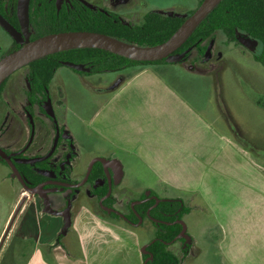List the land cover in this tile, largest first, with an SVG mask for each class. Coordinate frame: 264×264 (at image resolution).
Returning <instances> with one entry per match:
<instances>
[{"label":"crops","instance_id":"obj_1","mask_svg":"<svg viewBox=\"0 0 264 264\" xmlns=\"http://www.w3.org/2000/svg\"><path fill=\"white\" fill-rule=\"evenodd\" d=\"M169 68L202 79L212 75L167 61L128 69L91 119L100 138L92 149L124 169L127 184L138 191H160L165 200H192L218 209V243L226 259L264 264L260 155L248 147L242 129L224 117L218 93V112L213 114L211 105L180 87L182 73H169ZM145 173L156 178L151 187L138 178ZM135 174L137 179L130 181ZM69 217L29 202L14 223L16 247L0 264H144L142 249L151 229L143 240L138 228L102 219L89 205L81 206L72 222ZM19 244L28 245L27 258L17 251Z\"/></svg>","mask_w":264,"mask_h":264},{"label":"flooded vegetation","instance_id":"obj_2","mask_svg":"<svg viewBox=\"0 0 264 264\" xmlns=\"http://www.w3.org/2000/svg\"><path fill=\"white\" fill-rule=\"evenodd\" d=\"M18 1L0 0V14L21 33L19 40L21 41L25 33L22 32L20 21L19 28L14 24V14L16 13L18 17ZM51 1L61 8H68V11H72L76 5H86L83 2L84 0ZM89 1H92L91 3L97 9L88 7L95 11H100L108 16H117L121 21L129 23L120 18L122 16L120 13H116L104 5L95 4V0ZM202 1L198 0V6ZM33 2L34 0H32L31 5ZM40 4L38 3V5ZM34 19L35 24L33 25L29 21L27 26V28L30 27L35 31L29 37L30 41L46 34H53L46 33L50 29V27H47L48 25L38 24L37 15ZM0 27L4 29L1 25ZM220 32H216L213 37L203 41L200 45L196 43L180 50L181 47L175 53L181 56L180 61L178 60L175 64L185 68L194 66L195 70L202 69L210 73L222 68L219 66V62L222 61L223 54L215 50L217 42L222 41L226 46L229 43L242 44L239 43L237 38V41L230 40L223 32L222 35L217 37ZM253 40H256L257 43L252 41L249 43V47L242 46L254 56L257 62L264 64V43L261 40ZM19 41L12 37L8 54L25 44ZM16 46H19V48H16ZM202 48H205L204 53L200 51ZM217 63L219 64L217 65ZM200 65L203 67H200ZM62 67L70 68L64 64ZM59 69L56 70L49 81H46V78L36 77L27 67L26 73L19 74L17 77L16 74H13L0 86V165L5 166L10 171L9 177L14 179L26 191L24 185L15 175L11 164L7 161L5 157L7 156L17 168L27 187L34 191L32 193L26 191L18 201L17 206L27 196L23 208L32 201L40 206L46 204L52 211L67 213L71 222L81 206L89 205L98 217L105 220H114L131 228L147 226V223H149L152 225V231L150 232L152 237L147 243L148 246L168 232L161 225L179 224L181 231L171 242L164 243L167 245V250L178 258L180 264H184L196 248V243H194L185 225V218L192 213V209L181 199L165 200L153 190L138 191L134 189L127 184V175L124 169L117 167L111 162V159L98 155L92 149L93 156H90L87 161L82 159L81 148L83 144L79 141V138L77 140L74 137L67 127V105L64 88L52 84ZM124 70H103L92 73L89 69L88 72L81 71L80 73L83 75L119 74ZM122 78V75L119 76L116 83L120 84L123 81ZM115 84L106 86L104 91L111 90ZM99 159L104 161L102 162ZM136 194L138 195L135 196ZM157 199L159 200L158 204L161 200L177 201L189 211L172 222L162 218H153L150 216V212L158 205L156 204ZM151 200H155L156 203L148 209L147 217L143 218L137 213L136 206ZM183 208H178L176 212L178 213ZM133 213L138 221L133 220ZM113 215H116L117 218H112ZM162 215L167 216L168 214L162 212ZM140 217L142 219L141 223ZM147 228L150 229L148 226Z\"/></svg>","mask_w":264,"mask_h":264},{"label":"rangeland","instance_id":"obj_3","mask_svg":"<svg viewBox=\"0 0 264 264\" xmlns=\"http://www.w3.org/2000/svg\"><path fill=\"white\" fill-rule=\"evenodd\" d=\"M83 2L87 6L97 9L91 3L92 1L84 0ZM97 3L99 6L104 5L109 7L108 9L120 13L121 19L123 18L133 25L141 24L144 16L151 11H173L189 15L198 7V0H95V4ZM34 33L35 31L28 27L25 36L19 42L25 44L31 42L29 37ZM221 33L217 37L222 35ZM12 37L8 31L0 27V60L8 55ZM215 50L223 54V59L219 62V66L222 68L212 72V77L208 76L205 79L190 77L182 73L181 68H169L167 71L169 73L171 71L182 73L184 79L177 82L180 87L190 92L193 98L197 94L202 103L211 105L213 114L218 112L215 93L219 94V105L225 113L224 117L233 121L235 129L238 127L242 129L244 138L248 141V147L253 148L260 155L257 163L260 169L264 170V64L257 62L251 53L236 43H229L226 46L222 41H218ZM141 66L133 65L128 69H137ZM200 67L203 66L200 65ZM188 68L194 71H204L202 69L195 70L194 66ZM128 69L119 74L83 75L74 69L61 67L53 79L52 84L64 88L67 105V127L74 137L77 140L79 138L83 144L81 157L84 161L93 156L94 153H91V149L100 139L94 134L90 122L112 92V90L104 91V89L108 85H114L118 80L117 78L121 75L123 77L129 71ZM26 70L27 65L18 68L13 74H16L17 77L19 74L26 73ZM210 91L214 97L211 103L209 102ZM9 172L5 166L0 165V240L18 201L26 193L22 186L9 177ZM138 176L136 174L129 176V180L131 181V178L137 179V177L140 179L141 177V182L145 186L151 187L155 184L156 178L151 175L145 173ZM158 193L159 195L166 194L160 191ZM183 196L186 200L187 194L183 193ZM33 199L35 200V198ZM187 204L192 209L193 214L185 218V225L194 243H196V248L191 254L195 252L197 254L193 257L190 256L184 264H232L229 259H226L225 253L223 249H220L218 243L220 237L218 209L202 208L192 200H189ZM147 226L152 231V225L147 223ZM147 226L138 227V232L143 240H148L150 235ZM15 231L16 229L12 228L0 253V261L8 252L12 251L15 244Z\"/></svg>","mask_w":264,"mask_h":264},{"label":"trees","instance_id":"obj_4","mask_svg":"<svg viewBox=\"0 0 264 264\" xmlns=\"http://www.w3.org/2000/svg\"><path fill=\"white\" fill-rule=\"evenodd\" d=\"M31 2L32 0L28 2V22L30 21L34 25V18L37 15L38 24H46L47 27H50L46 33L96 32L141 47L156 46L165 42L185 21V18L169 17L151 11L144 16L141 24L133 25L121 21L117 16H108L100 11H95L84 4L76 5L72 11H68V8H61L51 0H34L32 5ZM38 3L41 4L38 5ZM33 7L35 8L34 11ZM19 21L15 13L14 24L18 28L20 27ZM39 27L43 28L44 26ZM237 30L264 43V0H222L194 30L180 50L192 44L197 43V45H200L219 31L226 34L230 40L237 41ZM16 48H19V46H16ZM200 51L204 53L205 48L200 49ZM64 62L80 64L90 69L92 73H98L103 70L120 71L133 65L162 64L166 60L139 62L101 49L78 48L46 55L32 61L27 67L36 77L46 78V81H49L56 70L63 66ZM155 203V200H151L140 204L136 206V211L143 218H146L148 209ZM178 208L183 207L177 201L161 200L150 212V216L172 222L189 211V209L183 208L177 213ZM162 212L168 215L163 216ZM113 216L111 217L117 218L116 215ZM133 217L134 221H138L134 213ZM161 227L168 232L147 247V253L143 255L145 261L149 259L146 264H180L178 258L167 250V245L164 242H171L181 231V226L175 224L171 226L161 225ZM14 247H16V243L12 247V253ZM16 249L19 253H22L21 257L24 258L29 247L28 245L19 244ZM9 256L12 257L10 253ZM21 264H25V262Z\"/></svg>","mask_w":264,"mask_h":264},{"label":"water","instance_id":"obj_5","mask_svg":"<svg viewBox=\"0 0 264 264\" xmlns=\"http://www.w3.org/2000/svg\"><path fill=\"white\" fill-rule=\"evenodd\" d=\"M222 0H203L202 3L198 6V8L190 15L188 14H179L173 11H154L155 13L166 15L169 17H179L185 18L183 24L179 27V29L165 42L151 47H141L136 46L122 40L107 36L105 34L89 32V31H70V32H60L53 33L43 37H40L36 40L28 42L21 46L19 49L11 52L10 54L4 56L0 60V86L1 84L12 75L18 68L28 65L32 61L25 63L26 57L29 53L36 50L40 46L52 42L57 41H73L77 40L82 42V46L72 47L69 49H78V48H93V49H101L104 51L111 52L113 54L128 58L130 60L139 61V62H155L160 60H166L167 62H177L181 56L176 55L175 53L183 46V44L187 41L190 35L194 32V30L201 24V22L219 5ZM28 2L29 0H19L18 1V17L20 20V24L22 27V32H27L28 26ZM0 25L8 31L17 41L20 40L21 33L18 32L3 16L0 14ZM236 38L244 46L249 47L250 42L257 43L256 40L251 39L248 35L236 31ZM64 49V50H69ZM63 51V50H60ZM59 52V51H57ZM209 52V50H208ZM56 53V52H54ZM53 54V53H50ZM49 55V54H47ZM46 56V55H44ZM42 56V57H44ZM40 57V58H42ZM38 58V59H40ZM37 60V59H35ZM33 60V61H35ZM64 65L76 69L79 71L88 72L89 69L80 64H75L72 62H64ZM119 86V83H116L112 89ZM7 161L11 164L12 169L15 172V175L19 178L21 183L24 185L26 191L28 193L34 192L33 189L27 187L25 182L23 181L21 175L19 174L17 168L13 165L10 159L5 156ZM100 161H104L103 159H99ZM27 196H25L17 206L14 211L10 222L3 234L2 239L0 240V253L9 237V234L13 228V225L21 212L25 204ZM159 200L157 199L158 204ZM142 219L140 217V223ZM148 245L144 246L142 251L143 253H147ZM152 257V255H151ZM149 259L145 261L147 263Z\"/></svg>","mask_w":264,"mask_h":264},{"label":"bare ground","instance_id":"obj_6","mask_svg":"<svg viewBox=\"0 0 264 264\" xmlns=\"http://www.w3.org/2000/svg\"><path fill=\"white\" fill-rule=\"evenodd\" d=\"M82 45H83L82 42L77 41V40H73L70 42L69 41H57V42L44 44L40 46L39 48H37L36 50L29 53L26 57L25 63H28L30 61H33L35 59H38L50 53H54L60 50L69 49L72 47H78Z\"/></svg>","mask_w":264,"mask_h":264}]
</instances>
